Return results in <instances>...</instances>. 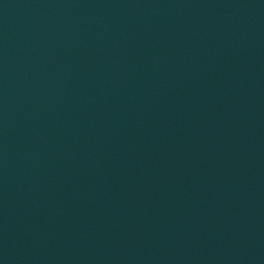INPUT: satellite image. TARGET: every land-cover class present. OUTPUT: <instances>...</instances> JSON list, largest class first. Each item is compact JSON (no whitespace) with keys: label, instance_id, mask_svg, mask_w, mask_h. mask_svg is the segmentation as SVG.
Wrapping results in <instances>:
<instances>
[{"label":"water","instance_id":"95a60500","mask_svg":"<svg viewBox=\"0 0 264 264\" xmlns=\"http://www.w3.org/2000/svg\"><path fill=\"white\" fill-rule=\"evenodd\" d=\"M0 264H264V0H0Z\"/></svg>","mask_w":264,"mask_h":264}]
</instances>
